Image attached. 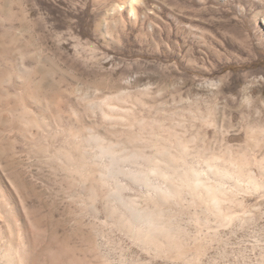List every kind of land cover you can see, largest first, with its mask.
<instances>
[{
  "label": "rangeland",
  "instance_id": "1",
  "mask_svg": "<svg viewBox=\"0 0 264 264\" xmlns=\"http://www.w3.org/2000/svg\"><path fill=\"white\" fill-rule=\"evenodd\" d=\"M134 8L0 0V264H264V0Z\"/></svg>",
  "mask_w": 264,
  "mask_h": 264
},
{
  "label": "bare ground",
  "instance_id": "2",
  "mask_svg": "<svg viewBox=\"0 0 264 264\" xmlns=\"http://www.w3.org/2000/svg\"><path fill=\"white\" fill-rule=\"evenodd\" d=\"M138 2V0H128V11L131 13V14H135L134 13V10H135V8H134V5H135V3H137ZM2 47V46H1ZM1 47H0V49H1ZM25 115V114H24ZM74 146V145H73ZM77 149H79V148H77ZM70 154V153H69ZM111 163H114V160L113 159H111ZM69 164V163H68ZM208 166V165H207ZM212 166V165H211ZM114 168V167H113ZM195 169V168H194ZM210 169V168H209ZM212 171V170H211ZM198 172L197 171H195L194 172V175L195 176H198ZM237 174V173H236ZM220 176V175H219ZM203 183V182H202ZM207 187V186H206ZM202 188V187H201ZM204 189V188H203ZM218 201V200H217ZM215 202V201H214ZM4 254V253H3ZM40 256V255H39ZM46 257V256H45ZM20 258V257H19ZM20 260V259H19ZM45 260V259H44ZM9 263V262H8ZM20 263V262H19Z\"/></svg>",
  "mask_w": 264,
  "mask_h": 264
}]
</instances>
